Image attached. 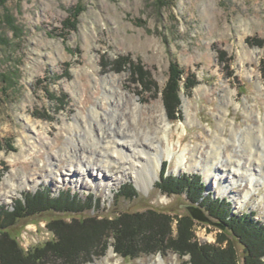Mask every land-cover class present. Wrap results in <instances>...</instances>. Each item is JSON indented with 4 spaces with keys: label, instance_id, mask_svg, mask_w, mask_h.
I'll return each mask as SVG.
<instances>
[{
    "label": "rangeland",
    "instance_id": "obj_1",
    "mask_svg": "<svg viewBox=\"0 0 264 264\" xmlns=\"http://www.w3.org/2000/svg\"><path fill=\"white\" fill-rule=\"evenodd\" d=\"M171 65L180 75L176 119L162 98L163 88L172 84ZM187 80L194 82L190 90ZM104 84L115 91L114 102ZM133 105L136 121L127 127L138 137L140 129L154 131L163 115L171 125L174 154L161 152L155 184L138 183L118 163L104 172L89 166L91 178L82 182L78 160L65 154L73 148L69 132L75 118L84 115L88 122L92 107L102 113L115 106L126 113ZM263 120L264 0H0V204L10 207L23 193L47 186L52 196L69 188L83 201L86 193L99 199L96 211L86 215L153 208L182 213L184 195L167 196L155 186L165 163V175L199 173L207 193L224 198L234 211H253L264 222V178L254 163L245 162L238 174L218 163L220 173L229 174L226 189L217 187L216 169L208 178L199 164L215 132L229 137L232 125L240 131ZM230 144L225 143L222 157ZM184 146L188 156L181 166L177 156ZM195 149L194 166L189 159ZM126 183L134 190L122 186ZM120 189L131 197L115 196ZM54 216L45 212L18 222L23 251L57 240L46 225ZM217 233L207 221L195 226L201 243H216ZM89 258L81 264L182 261L171 252L124 258L110 245Z\"/></svg>",
    "mask_w": 264,
    "mask_h": 264
},
{
    "label": "trees",
    "instance_id": "obj_2",
    "mask_svg": "<svg viewBox=\"0 0 264 264\" xmlns=\"http://www.w3.org/2000/svg\"><path fill=\"white\" fill-rule=\"evenodd\" d=\"M6 20L11 24L8 16ZM171 71L172 84L163 88L162 98L167 114L176 119L180 75L175 65H171ZM193 85L187 80L185 88L190 90ZM164 164L155 186L167 196L184 195V204L201 210L209 219L207 223L218 227L216 243L196 239L195 226L200 221L187 210L177 213L169 209L162 213L153 208L147 212L115 210L86 215L85 211H96L99 199L86 193L83 201L69 188L52 196L45 186L34 193H23V198H16L10 207L0 204V264H81L93 255L103 254L109 245L124 258L137 257L141 252L162 256L171 252L182 259L181 264H264V222L257 220L253 211H234L230 202L207 193L199 173L165 175ZM114 194L131 197L121 189ZM45 212L57 215L46 221L47 229L57 240L23 251L18 242V222Z\"/></svg>",
    "mask_w": 264,
    "mask_h": 264
},
{
    "label": "bare ground",
    "instance_id": "obj_3",
    "mask_svg": "<svg viewBox=\"0 0 264 264\" xmlns=\"http://www.w3.org/2000/svg\"><path fill=\"white\" fill-rule=\"evenodd\" d=\"M107 84H104V91L114 102L115 91L110 90ZM105 85L107 86L105 87ZM125 108L127 109H125L126 113L119 112L120 110H117L115 106H112L108 112L101 113L99 109L92 107L88 122L82 121L85 118L84 115H79L80 117L77 116L72 123L69 140L73 148L71 152L66 151L65 154L70 161L72 159L78 160L79 163L76 165L81 167L82 173L78 172L77 175L82 182L91 178V173L88 172L89 166L104 172V168L111 163H118L126 170L131 179H135L138 183L154 185L156 178H158V169L162 164L161 152H165L167 155L171 154L170 156L174 154L175 147L170 143L168 136L171 125L168 122L166 124L165 115L162 116L160 123L155 126L154 131H149L148 128L147 130L140 129L141 137H138L137 132H132L127 127L128 121H136L137 107L133 105ZM161 139H164V145L161 144ZM228 141L231 142L232 149L230 152L225 151L224 157H222V152L226 148L225 143ZM263 146L264 120L251 124V126L247 125L240 131H235L232 125L229 137L223 133H214L213 142H210L209 147L205 148L206 155L201 157L199 164L202 165L203 172L208 178L216 169L214 174H217L218 179H220L217 187L226 189L225 182L229 174L220 173L218 163L224 168L229 167L234 174H238L241 173L245 162H252L259 171L260 177L264 178ZM87 152L91 153L87 154ZM197 152L195 149L194 154L190 156V165L198 163V157L195 156ZM238 152L242 156H238ZM94 153L96 154L94 155ZM226 153L231 155H226ZM187 154L188 147L184 146L177 156L178 165H184ZM94 158L97 159L98 163H93ZM241 159L244 161L241 162ZM223 177L225 179L221 180ZM249 178L252 180L253 175H249ZM105 264H110L109 259Z\"/></svg>",
    "mask_w": 264,
    "mask_h": 264
},
{
    "label": "water",
    "instance_id": "obj_4",
    "mask_svg": "<svg viewBox=\"0 0 264 264\" xmlns=\"http://www.w3.org/2000/svg\"><path fill=\"white\" fill-rule=\"evenodd\" d=\"M188 212H190V214L192 215V217H194L195 219L199 220V221H208V217L199 209H197L196 206H191L188 204H183L182 205Z\"/></svg>",
    "mask_w": 264,
    "mask_h": 264
}]
</instances>
